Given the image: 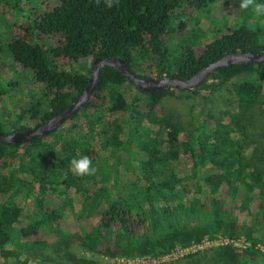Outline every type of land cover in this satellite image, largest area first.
<instances>
[{
	"label": "trees",
	"instance_id": "trees-1",
	"mask_svg": "<svg viewBox=\"0 0 264 264\" xmlns=\"http://www.w3.org/2000/svg\"><path fill=\"white\" fill-rule=\"evenodd\" d=\"M19 2L0 0L20 17L6 25L4 46L11 71L31 75L32 90L17 113L0 107L4 134L34 130L65 110L96 58L122 59L142 78L187 79L226 53L264 54V18L238 0L219 1L218 22L209 18L213 0H53L43 11ZM84 59V72L73 69ZM263 76L264 63L230 65L191 91L142 92L101 68L68 129L0 143V264H118L111 260L161 258L216 236L228 243L164 264H264ZM126 83L132 90L122 93ZM16 84L2 81L0 101ZM224 91L216 108L211 98ZM170 98L189 104L184 122L163 109ZM80 113L84 129L72 123ZM81 156L93 174H75L70 162ZM24 210L29 221L16 228Z\"/></svg>",
	"mask_w": 264,
	"mask_h": 264
},
{
	"label": "rangeland",
	"instance_id": "rangeland-1",
	"mask_svg": "<svg viewBox=\"0 0 264 264\" xmlns=\"http://www.w3.org/2000/svg\"><path fill=\"white\" fill-rule=\"evenodd\" d=\"M52 1L53 0H21V2H19V7H21L23 11L24 10L25 11H27V10L32 11L36 7L38 8V10L43 11L44 9H46V5L51 4ZM213 1L214 2H212L210 4V7H209V9H210L209 18L213 21L218 22L222 18L220 16V9H219V1L220 0H213ZM22 15H24V13H22ZM19 18L20 17L17 18L15 15H13V13L10 12V9H5L0 5V68L2 69V70H0V91L1 90L5 91V89H3L2 85H1L3 80H8V83H12V84L18 83V84H16V86L13 85V87H11L10 92H7V94L5 92L2 101H0V107L4 111H7V109L13 108L12 112H15V113L18 112L19 108L26 107V103L23 100L22 96L27 97L29 95L30 91L32 90L31 83L33 80L31 75H29L27 72L21 70L18 66H15V71H11L12 69H10V57L8 56V53H7L6 48L4 46V44H6L8 42V39H9V35H8V31L6 29V25L11 24L13 21L18 22ZM184 19L186 21H189V19H187V18H184ZM226 21L228 23H234L236 21V19H235V17L231 16ZM222 22H225V21H222ZM200 26L204 29L207 28L209 26V21L202 19ZM222 32H220L219 34H221ZM43 41H44V43H46L48 45L53 44V41L50 38H46ZM167 41H168V48L172 49L174 47V44H175L173 36H169L167 38ZM88 64H89V61L87 59H84V60H81L78 64L73 65V69H75L79 72H84V67L87 66ZM68 68H70V67L66 66V69H68ZM152 77H154V76H152ZM260 83L262 84L263 94H264V76L262 79H260ZM130 90H132V86L130 84L126 83L123 85L121 92L127 93ZM36 92L38 93L37 89H36ZM222 98H227V92H225V91L219 92V93L217 92L215 94V96L213 98H211L213 101V105L215 104L216 108L222 107L220 105V104H222L221 101H223ZM13 105H15V106L13 107ZM162 107L165 110H171V111H174V113H178L179 114L178 116H180L181 121L184 122L186 112L189 109V104L184 102V101H179V100L170 98V99L164 100ZM43 110H45L44 107H43ZM72 123L79 125L83 129L85 128V120H84V117L82 116L81 113L78 114V116L72 121ZM70 125H71V122L67 121L61 126V128L59 130L64 131V130L68 129ZM91 143L94 147L98 148L99 147V137L96 135L93 136V138L91 139ZM134 165H135V163H134ZM128 177H131L130 179H133L134 175L131 172H128ZM22 201L23 202H22L21 206L24 205L25 198ZM28 221H29V213L24 210L21 213L19 220H18V223L15 225V227L20 228L23 225H25ZM90 222L95 223L96 222V216H93L90 219ZM205 248H203L202 250H199V251H203ZM167 262H170V261H165L164 263H167ZM164 263H161V264H164ZM29 264H33V263L31 262Z\"/></svg>",
	"mask_w": 264,
	"mask_h": 264
},
{
	"label": "water",
	"instance_id": "water-1",
	"mask_svg": "<svg viewBox=\"0 0 264 264\" xmlns=\"http://www.w3.org/2000/svg\"><path fill=\"white\" fill-rule=\"evenodd\" d=\"M264 63V54L258 55L253 52H231L226 53L216 61L202 68L191 77L181 79L177 76L147 77L142 78L134 74L127 63L118 58H96L90 67L91 77L88 85L79 98L73 101L65 110L51 117L36 129H27L20 132L4 134L0 132V143L5 145H22L37 137L47 136L59 130L61 126L89 99L97 85L99 71L101 68L110 67L130 81L138 90L142 92H153L159 89H176L191 91L199 86L211 73L221 67L241 64H260Z\"/></svg>",
	"mask_w": 264,
	"mask_h": 264
},
{
	"label": "built area",
	"instance_id": "built-area-1",
	"mask_svg": "<svg viewBox=\"0 0 264 264\" xmlns=\"http://www.w3.org/2000/svg\"><path fill=\"white\" fill-rule=\"evenodd\" d=\"M228 240L226 238H223L221 236H216L213 239H204L202 243L199 245H192L187 248H180L177 247L167 255L161 257V258H152V257H138L134 259H128V258H119L111 260V262H116L118 264H161L165 261H172L181 257H184L188 254L194 253L198 250H202L203 248L211 247V246H218L227 244Z\"/></svg>",
	"mask_w": 264,
	"mask_h": 264
},
{
	"label": "clouds",
	"instance_id": "clouds-1",
	"mask_svg": "<svg viewBox=\"0 0 264 264\" xmlns=\"http://www.w3.org/2000/svg\"><path fill=\"white\" fill-rule=\"evenodd\" d=\"M107 6H112V0H106ZM238 7L241 10L251 9L258 18H264V0H238ZM71 168L77 175H91L95 172V167L87 156H81L70 162Z\"/></svg>",
	"mask_w": 264,
	"mask_h": 264
}]
</instances>
